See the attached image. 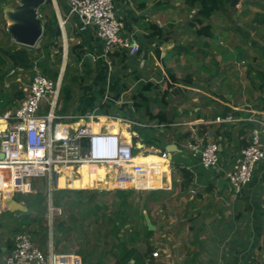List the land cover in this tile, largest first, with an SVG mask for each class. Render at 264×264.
I'll use <instances>...</instances> for the list:
<instances>
[{"label":"crops","instance_id":"1","mask_svg":"<svg viewBox=\"0 0 264 264\" xmlns=\"http://www.w3.org/2000/svg\"><path fill=\"white\" fill-rule=\"evenodd\" d=\"M17 1L7 6L0 0L2 114L19 105L32 76L26 73L34 67L27 53L31 48L5 35L7 23L2 11L12 9ZM112 1L123 24V35L138 46L133 55L124 50L125 55L116 58L113 66L103 57L102 42L96 38L94 28L71 13L66 0H50L44 15L54 14L61 33L60 76L63 78L68 62L74 64L71 48L81 42V58L91 66L83 72V83L87 84L80 87L77 99L76 110L83 107L84 112L74 111L69 116H86L98 104L94 113L100 115L96 117L102 123L106 121L107 130L131 136L140 149L136 152L150 153L146 159L141 155L136 158L131 183L137 186L138 181L147 187L133 191L141 193L137 205H146L139 223L146 225L147 218L153 227L148 229L152 236L145 239L142 232L134 248L147 254L149 264H264V160L257 163L250 183L240 194H235L223 178V171L248 145L254 125L245 119L257 117L264 121V0H240L234 10L227 5L212 15L202 24L211 26V37L196 34L202 26L194 22L196 9L189 11L182 0ZM155 27L162 31L159 37L154 35ZM168 71L177 80L172 88L168 86L172 81ZM20 91L22 98H18ZM66 96L70 100L72 92ZM98 110L108 114H97ZM148 113L156 118L150 119ZM217 118L233 121L216 123ZM81 124L83 120L73 127ZM167 124L174 130L173 135L166 131ZM199 126L211 133H222L220 161L215 168H204L198 156L187 148L188 142L197 145L201 140ZM131 127L146 129L157 138L165 136V147L174 145L171 157L165 148L143 145L139 134L129 131ZM180 131H189L190 139L176 142ZM159 151L167 153V161L159 159ZM143 161L147 164L139 165ZM101 166V173L113 171L110 166ZM143 169L146 173H142ZM180 170L192 175L186 189L182 188ZM80 173L81 178L72 179L67 186V181L60 179L58 188L81 189L87 171L82 167ZM116 186L109 178V190ZM124 228L130 231L129 225ZM107 251L100 246L86 261L79 256L83 264H114ZM2 252L5 259L4 247ZM154 252L158 258L151 256ZM132 263L131 260L129 264Z\"/></svg>","mask_w":264,"mask_h":264},{"label":"built area","instance_id":"2","mask_svg":"<svg viewBox=\"0 0 264 264\" xmlns=\"http://www.w3.org/2000/svg\"><path fill=\"white\" fill-rule=\"evenodd\" d=\"M66 2L71 13L94 28L96 38L102 42L105 59L116 49L129 51L132 55L138 51V46L123 35V24L116 16L112 0ZM38 18H41L39 13ZM61 84L62 76L52 80L35 70L19 105L0 116V214L6 198L15 194H31L32 180L40 178L45 184L48 219V230L45 232L47 251L40 250L29 233L19 232L12 238V247L4 264H83L79 255L54 251L51 226L53 218L61 215V208L53 206L52 201V193L60 190L58 181L65 179L67 186L72 179H80V170L85 164L112 167V178L117 186L108 191L147 189L138 181L137 186H133L131 180L137 168L138 155L146 159L150 153H134L140 149L131 136L124 137L119 132L107 130L106 121L102 123L96 116L57 114ZM43 100H48L45 114L39 112ZM80 120L83 124L73 127ZM245 120L254 125L248 145L223 171V178L235 194H240L250 183L255 166L264 160V121L257 117ZM228 121L233 120H215L216 123ZM219 142L220 137L215 138L207 131L197 145L190 141L187 148L198 156L204 168L211 169L220 161ZM157 154L162 161L168 160L166 152L159 151ZM143 162L139 165L147 164ZM142 173H146V169ZM151 256L158 258L159 255L154 252Z\"/></svg>","mask_w":264,"mask_h":264},{"label":"trees","instance_id":"3","mask_svg":"<svg viewBox=\"0 0 264 264\" xmlns=\"http://www.w3.org/2000/svg\"><path fill=\"white\" fill-rule=\"evenodd\" d=\"M232 0H182L183 4L187 7V9L195 11L194 16V22H196L199 25H202L203 22L206 20H209L212 15L219 11L225 10V6H229L228 9L234 10V8L230 7V2ZM5 3V1H4ZM50 0H46L45 4L39 8L38 13L41 15L42 20H44L43 23V34L41 37V47L40 50L42 51L43 58L45 60H49L51 57V51L52 49L56 50V61L57 64L61 65L62 59V49L59 44V38H60V30L57 25L56 19L54 17V14H50L46 17L44 15L45 9L49 6ZM6 33V32H5ZM162 31L155 27V34L157 37L161 35ZM7 34V33H6ZM196 34L200 37H211V26L209 24L202 25L197 31ZM8 36V35H7ZM83 46L84 43H80L79 45H76L71 48V52L74 55V65L80 66L81 68H86L87 71L89 69V66L87 65V61H83L81 58V54L83 52ZM71 53V54H72ZM120 55H125L124 50H116L112 54L108 55V59L111 61H114L116 58H119ZM72 62V60H71ZM106 69V66H105ZM71 70V63L68 62L66 64L63 78H62V84L60 87V91L64 89V92L68 95L70 92H72L69 85L64 82L66 78H68V81L72 84H81L85 80L84 77L79 78V74L75 70V74L71 77L69 76V72ZM169 77L172 80L168 86L169 88H172L177 83V80L172 75L170 71ZM42 73L44 76L47 77V72L45 67L42 68ZM89 73V72H88ZM87 73V74H88ZM88 77V75H86ZM49 78V77H47ZM52 80H55V76L52 78H49ZM81 86V85H80ZM19 96L18 98H22V92H18ZM2 97V96H1ZM67 97V96H66ZM84 110L83 107H78L76 110V113L83 114ZM97 114H108V111L98 110L96 112ZM149 114V113H148ZM162 117V116H161ZM150 119L156 118V116H151L149 114ZM164 122H167L166 119L163 118ZM167 127L165 128L167 132H170L171 135H173V129L170 128L171 125L167 124ZM249 126V125H248ZM250 127V126H249ZM198 128V134L201 136L204 135L206 130L205 126H199ZM140 129V128H139ZM141 142L146 147H154L156 149L165 148V142L167 138L165 136L161 137H154L147 133L146 129H141ZM226 133L223 134V136ZM215 138H218L222 135L220 130H216L213 133ZM191 137V134L189 131H180L178 132L177 137H175L176 142L180 141H188ZM136 141V140H135ZM136 153V151L134 152ZM103 166L101 165H92L87 167V176L85 178L83 187L81 189H104L109 190L108 188V180L112 177V170H108L105 173H101V169ZM181 177H182V188L186 189L191 181H192V175L191 173L180 170ZM56 192V198H53V206L59 207L61 209H65V211H72L75 209V212L78 216L79 222L84 225L86 223V226H89L87 222L91 219L94 220V223L97 229H94V234L97 236V240L101 239L102 247L108 248V254L111 255L115 263L114 264H129V262L132 260V264H149L146 262L147 260V254H140L133 245H135L140 240V235L143 232L144 238L149 239L152 236V232L148 230L147 226L145 224L139 223L143 221V215H142V209L146 208V205H143L140 207L139 205H133V197L135 192L133 190H115L112 194L113 197H115V200H113L109 206L102 204L100 202H97L96 199L98 196L104 195L108 193V191H92V190H71V189H60L55 191ZM35 195V194H34ZM87 199L86 202H83V200ZM45 198L42 196L40 198V202H44ZM94 203L93 206L91 204ZM26 211L19 212V216L21 218V223L18 227H15L12 229V234L8 240H6L4 243L0 241V254H2V248L4 247L6 249V256L9 254L10 249L12 247V238L15 234L24 231L23 229L29 228V226L35 222H39L41 215L45 213V207L44 211L41 215L32 216L31 213L33 210L30 211V206L28 204L26 205ZM6 209V208H4ZM110 214H107V213ZM74 214H70L67 220H63L58 224H55L53 228V236L56 238L55 245H59L60 242H62L66 236V234L71 230V226H69V222L74 223L76 222V217ZM129 225L130 231L128 232V229H125L124 226ZM30 235L38 239L43 233H37L35 231H29ZM85 244H88L87 242ZM93 246H96L95 244ZM83 253H85V258L82 257L84 261L91 258V254L88 251H84V249L81 250ZM80 250L77 251V255H80ZM5 254V253H3ZM106 255V254H105Z\"/></svg>","mask_w":264,"mask_h":264},{"label":"rangeland","instance_id":"4","mask_svg":"<svg viewBox=\"0 0 264 264\" xmlns=\"http://www.w3.org/2000/svg\"><path fill=\"white\" fill-rule=\"evenodd\" d=\"M5 4H7V6L9 5H13V3L15 2V0H4ZM0 4L2 5V2H0ZM3 28V26H2ZM5 28V25H4ZM3 28V30H4ZM7 33V32H6ZM5 35L7 36L8 34ZM9 36V35H8ZM7 36V37H8ZM41 40H39L38 44L34 47L31 48L30 50L27 51L28 55L31 56V60L34 62V67L32 69H30L28 73H26V76H31L35 70L39 71L42 73V68L45 67L46 72H47V77L52 78L55 76V80L60 76V72H61V67L62 65L57 64L56 61V50L52 49L51 51V57L49 60H45L42 59L43 55L42 52L40 50L41 47ZM2 46V45H1ZM62 56V55H61ZM36 60V61H35ZM109 63H111V66H113V61H111L110 59L107 60ZM6 65V64H5ZM91 66L89 67L90 70ZM4 67L1 66V70H3ZM5 70V69H4ZM75 70L77 71V73L79 74V78L85 77L84 75V70H87L86 68H81L80 66L71 65V70L69 72V76H73L75 74ZM91 71H93V69H91ZM43 74V73H42ZM92 76H93V72H92ZM93 78V77H92ZM66 82L67 85L70 86L71 90H72V98L70 100H68L66 98V93L64 92V89H62V91H59V96H58V100H57V110L56 113L57 114H63V115H69V114H73L74 111H76V107L78 105V98L79 95L81 93V86H85L87 84V82L82 83L81 84H75L72 85L69 81L68 78H66V80L64 81ZM81 85V86H80ZM62 88V87H61ZM2 88L0 87V97L3 96L2 95ZM49 100V98H48ZM48 100H43L42 102V106L40 109V113H46L47 108H48ZM0 107L2 108L3 105L0 104ZM98 108V104L97 106H95L93 109H90L89 113L86 114V116H100V115H95L94 113V109ZM2 113H0L1 116ZM75 114V113H74ZM65 122V121H62ZM131 130H135L139 136L141 135L142 130L139 129L138 127H131L129 129V131ZM135 141V139H133V142ZM31 188H32V193L29 195H19V194H15L12 196V198L15 201L21 202L22 204H28V206H30V211L33 210L31 213L32 216L34 215H41L44 211V207H45V213L43 215H41L40 221L39 222H35L33 224H31L29 226V228H25L23 229L24 231L21 232H27L29 233V231H35L37 233H45L48 230V219H47V201H46V195H45V184H44V180L43 179H34L32 180V184H31ZM60 189H65V188H60ZM84 190V189H83ZM85 190H96V191H108V190H104V189H85ZM35 194V195H34ZM141 193H135L134 197H133V202L135 203V205L138 204V202H141ZM44 196L45 201L44 202H40V198ZM53 198H56V192L52 193V201ZM113 194L112 192H108L104 195L98 196L96 201L100 202L102 204H105L107 206L110 205L112 199H113ZM138 198V199H137ZM94 203L91 204V206H93ZM76 214L75 209H73L72 211H65V209H61V215H58L56 217L53 218V223H52V232H53V228L55 226V224L60 223L63 220H67L68 221V217L70 214ZM107 214H110L109 212ZM19 212L18 211H9V209H2V212L0 214V241H2L3 243L8 240V238H10L11 234H12V229L15 227H18L19 224L21 223V218L19 216ZM76 217V222L71 223L69 222V226H71V230L66 234L64 240L62 242H60V244L57 246L55 245V240L56 238L54 237V251L56 253H75L76 251L80 250V254L82 257H86L85 253H83L81 250L84 249V251H88L91 254V257L94 256L93 255V250L95 247H100L102 246V242L101 239L97 240V236L94 234V229H97L98 227H96L94 220L91 219L87 222V224L89 226H86V223H84V225H82L78 219V216L75 215ZM30 234V233H29ZM32 242L34 244H37V239L35 237L32 236ZM88 244H85V243ZM96 246H93V245ZM38 245V244H37ZM39 249L42 251H47V246L44 245H38ZM5 254H0V264H3V258H4Z\"/></svg>","mask_w":264,"mask_h":264},{"label":"water","instance_id":"5","mask_svg":"<svg viewBox=\"0 0 264 264\" xmlns=\"http://www.w3.org/2000/svg\"><path fill=\"white\" fill-rule=\"evenodd\" d=\"M46 0H18L16 5L12 9H4L2 11L3 18L7 23L6 32L9 37L18 45L33 48L37 45L43 34V25L41 19L38 18L39 8L45 3ZM240 0H232L230 7L235 8ZM215 41L218 40L217 35L214 36ZM174 145H168L165 147V151L170 155L173 153L172 150ZM220 151V146H219ZM225 182V181H224ZM221 183L219 180L218 185ZM5 199L4 205L8 206V199ZM87 199L83 200L86 202ZM18 202V201H17ZM20 207L17 209H9V211H26V207L21 202H18ZM146 226L149 230L153 227L149 220L146 218ZM46 234H42L37 239L38 245L45 244Z\"/></svg>","mask_w":264,"mask_h":264},{"label":"bare ground","instance_id":"6","mask_svg":"<svg viewBox=\"0 0 264 264\" xmlns=\"http://www.w3.org/2000/svg\"><path fill=\"white\" fill-rule=\"evenodd\" d=\"M92 165H103V164H85L83 168L84 170H87V167L92 166ZM3 207L6 209H17L20 207V204L17 201H15L12 197H10L8 199V206L3 205Z\"/></svg>","mask_w":264,"mask_h":264}]
</instances>
